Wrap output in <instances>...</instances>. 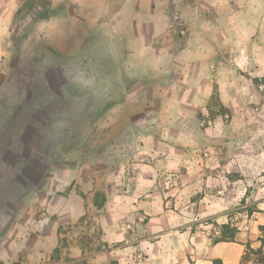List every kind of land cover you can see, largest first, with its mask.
<instances>
[{"label": "crops", "instance_id": "0c3cea01", "mask_svg": "<svg viewBox=\"0 0 264 264\" xmlns=\"http://www.w3.org/2000/svg\"><path fill=\"white\" fill-rule=\"evenodd\" d=\"M250 76L264 0H0V264H191L154 221L187 186L234 194L215 104ZM245 254L199 242L193 264Z\"/></svg>", "mask_w": 264, "mask_h": 264}, {"label": "rangeland", "instance_id": "374dc122", "mask_svg": "<svg viewBox=\"0 0 264 264\" xmlns=\"http://www.w3.org/2000/svg\"><path fill=\"white\" fill-rule=\"evenodd\" d=\"M14 77L17 79V75ZM14 77L11 73V80ZM250 78L251 88L234 90L227 104H215L223 124L230 128L234 143L228 149L219 145L214 157L219 162L229 160L234 169L216 167L209 171L233 172L234 194L218 193L227 186L212 181L187 186L186 198L169 201V216L154 221L156 234L166 230L172 242H185L184 247H176L172 252H181L183 259L191 264L199 242L213 246L233 239L246 246L244 260H248L252 254L247 247L257 250L260 239L264 238L260 230L264 227V78ZM29 172L33 174V170ZM243 179L248 182L242 183ZM175 260L183 262L181 256Z\"/></svg>", "mask_w": 264, "mask_h": 264}, {"label": "trees", "instance_id": "16d2710c", "mask_svg": "<svg viewBox=\"0 0 264 264\" xmlns=\"http://www.w3.org/2000/svg\"><path fill=\"white\" fill-rule=\"evenodd\" d=\"M260 230L264 232V227L261 226ZM234 238V235H233ZM229 242H233V239H229ZM261 241V246L257 250H253L248 246V250L251 252L252 256L255 257L257 264H264V238L260 239Z\"/></svg>", "mask_w": 264, "mask_h": 264}, {"label": "built area", "instance_id": "2783aa9c", "mask_svg": "<svg viewBox=\"0 0 264 264\" xmlns=\"http://www.w3.org/2000/svg\"><path fill=\"white\" fill-rule=\"evenodd\" d=\"M173 18L176 21H180L179 16L177 14H174ZM202 123L205 127H211L213 125V120H212L211 112L209 108H204L202 110Z\"/></svg>", "mask_w": 264, "mask_h": 264}]
</instances>
